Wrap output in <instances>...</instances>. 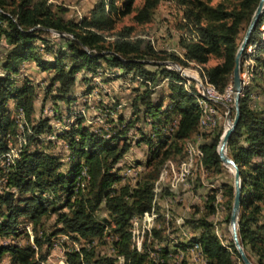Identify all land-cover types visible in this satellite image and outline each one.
<instances>
[{"label": "trees", "instance_id": "trees-1", "mask_svg": "<svg viewBox=\"0 0 264 264\" xmlns=\"http://www.w3.org/2000/svg\"><path fill=\"white\" fill-rule=\"evenodd\" d=\"M158 1L145 0L136 18L147 19ZM179 1L185 5L186 17L198 26L200 34L199 41L183 43L185 58L202 64L211 56L221 58L220 63L204 67V74L209 83L224 93L233 84L240 34L249 25L260 0H219L216 4H211L212 0ZM133 2L125 0L123 9L117 5V0H98L89 15L77 19L66 15L67 7L49 0H0V39L7 45L5 51L0 49V185L4 186L0 189V235L11 242L3 244L0 241V264H4L5 255L10 257L7 264H46L47 254L42 253V248L46 244L50 247L51 236L56 232L68 234L74 244L72 250L71 247L65 250L70 264H100L94 259V248L80 247L76 240L101 239L107 233L114 237V246L123 255L125 264L146 263L147 253H140L132 246L131 222L152 209L162 162L171 152L180 150V140H186L196 130L203 110L198 103L202 95L197 84L188 87L185 81L189 80L181 73L157 62L168 60L186 64V59L175 53L157 51L151 41L133 37V25L117 30L118 20L132 11ZM259 25L242 56L241 68L250 80L244 85L240 98L239 125L227 147L241 170L239 236L249 258L255 264H264V107L258 109L251 104L254 89L264 83V74L257 71L251 77L255 67L252 66L250 72L243 66L244 60L254 57L257 66L264 67L263 15ZM46 29L65 32L72 38L62 35L59 42L52 43L41 35ZM43 51L53 57H44ZM28 61L35 62L43 71H53L47 92L55 88L56 93L47 96L54 103L58 100L70 102L79 75L83 74V80L88 81L84 72L93 73L103 63L111 69L134 72L147 87L151 83L153 88L149 86L150 89L142 91L134 101V118L121 117L124 127L109 133L108 137L93 132L85 125L82 115L70 129L60 132L59 137L67 142L72 159L70 167L64 170L61 155L49 150L52 141L49 146L44 137L53 131L50 118L35 123V84L28 78L21 81L18 76L22 65ZM165 80L169 81L170 113L180 114L173 140L168 148L160 150V146L168 143V138L161 141L162 136L158 134L157 142L144 135L138 144L155 143L159 149L150 160L151 169L136 185L115 187L123 180L119 164L131 148L128 139H124L126 133L141 120V111L146 116L161 114L163 103L155 101L153 95L155 88ZM255 82L258 84L254 85ZM11 101L14 109L9 107ZM18 108L21 109L17 111L16 120L14 112ZM19 124L24 129L20 134ZM29 128L31 132H26ZM221 134L220 129H215L199 146L203 163L217 171L224 168L218 154ZM16 137L19 147L9 149ZM3 153L8 173L2 168ZM225 184L227 208L231 211L234 185ZM102 207L108 211V216L98 215ZM54 213H57V231L42 235L37 232L35 237L34 228L33 234L24 233L22 224H38ZM230 216L231 212L228 219ZM199 220L203 233L195 241L201 242L207 264H237L235 256L242 262L233 240L228 245L223 244L213 233L212 223L206 218ZM23 233L31 243L22 244L17 240ZM166 253L164 251L159 257ZM154 263L161 264L160 261Z\"/></svg>", "mask_w": 264, "mask_h": 264}, {"label": "rangeland", "instance_id": "rangeland-1", "mask_svg": "<svg viewBox=\"0 0 264 264\" xmlns=\"http://www.w3.org/2000/svg\"><path fill=\"white\" fill-rule=\"evenodd\" d=\"M49 1L67 7L68 12L66 15L68 17L80 19L87 14L90 5H95L98 0ZM124 1L117 0V5L123 8ZM218 1L212 0L211 4H216ZM144 2L145 0H134L132 11L121 16L118 20L117 30L125 25H133V37H142L151 41L157 51L175 53L179 57L186 59L183 43L199 41L200 34L198 26L186 17L185 5L180 3L179 0H159L147 19L138 20L136 16ZM106 10L108 11V7ZM262 15L264 16V10ZM260 27L261 24L259 25V32ZM246 29L240 34V43L244 38ZM41 35L52 43L59 42L62 36L52 29H46ZM66 37L71 38V35L67 34ZM38 43L42 45L40 41ZM6 47L5 40L0 39V49L5 51ZM42 49L45 48L42 47ZM43 54L48 59L53 57L48 52ZM221 60V58L211 56L206 64L188 59H186V64L172 63V61L168 60L157 61L158 64L168 69L177 70L185 79L187 78L189 81H185V83L188 87L192 84L196 87L197 82H201L202 89L199 85L197 87L202 97L208 101H204L202 97L198 100L203 110L202 119L200 118L201 122L199 121L198 127L189 138L179 141L180 150L171 152L162 162L161 170L155 182V197L152 209L142 216L134 217L135 219L133 218L131 222L132 246L136 247L140 253H147L148 257L145 264H157L154 261H160L161 264H207L208 259L203 251L201 242L195 241V239H200L203 233V226L200 225L199 219L206 218L212 223L213 233L223 244L228 245L233 240L231 223L230 219H228L232 210L230 211L227 208L228 196L225 183H234V172L224 164V168L221 171L206 166L202 161L203 153L199 147L202 140H205L215 129H220L222 132L221 136L223 135L229 126V115L231 120L235 118L233 84H230L225 92L222 93L209 83L210 80L204 74V67H211L220 63ZM244 61L245 70H250L251 72L252 66L255 67L251 77L257 71H262L264 74V67L257 66L254 57ZM151 63L155 64L156 61ZM39 69L36 64L24 63L21 67V74L18 76L21 81L28 78L35 84L37 91L34 114L35 123L39 119L50 118L53 131L44 135V137L49 146L52 141L49 150L61 155L62 169L64 170L70 167L72 159L67 142L59 137L60 132L70 129L79 115H82L81 118L84 119L85 125L90 126L93 132L102 133L108 137L109 133H116L124 127L121 124V117L134 118V101L142 91H146L150 87L153 88L151 83H148L150 87H147L136 73L127 72L121 68L111 69L103 63L93 73L84 72L89 80L85 81L83 85H79L81 87H77L76 84L70 102L58 100L54 103L51 97L47 96L49 93H56L55 88H53L52 92H47L49 91L48 85L50 84V77L53 71L44 72ZM82 75L80 74V76ZM187 75L193 78L191 79ZM243 75L246 79L242 77L245 85L249 83L250 79L246 72ZM80 78L78 77L79 81L81 80ZM255 84L258 83L255 82ZM263 84L259 83L258 88H255L252 93L251 104L258 109L264 107ZM168 88L169 81L165 80L155 88L153 95L155 101H162L163 103L160 110L161 114H148L146 116L144 111H141L139 114L142 117L141 120L135 123V126L126 133V138L124 139H128L129 143H131V148L119 164L123 180L121 184L118 183L115 187H120L123 184L136 185L142 180L145 173L151 169L150 160L155 155V151L159 149L155 143L151 145L144 141L138 144L137 142L143 139L144 135L152 137L151 139L154 141H157L159 136H162L161 141L168 138V143L164 144L163 147L160 146V150L168 148L171 140H173V134L180 121V114L177 112L170 113L171 110L168 105L170 104L168 96L170 92ZM211 95L215 98L214 101L211 99ZM11 102L14 103L13 101ZM9 107L14 109L15 105ZM20 109L18 108L14 112L16 120L17 111ZM166 110L168 111L162 112ZM213 118L214 124L212 125L210 119ZM18 127V133H23L24 129L20 127V124ZM157 129H160V131H157ZM18 144L20 145L18 137H16V141L10 142L9 149L11 147H19ZM162 158H164V155ZM0 165L2 166L1 163ZM98 215L106 217L108 216V211L102 207ZM56 217L57 213H54L50 217H45L38 224L33 223L32 225L27 222L22 224L21 227L25 230L24 233H29L30 235L33 234L34 228V237L37 232L42 235L57 231L59 228L58 226L56 227ZM24 233L17 240L22 244L31 243V240ZM76 241L80 247H93L95 251L94 259H98L100 264H125L123 255L114 246V237L109 233L101 239L94 237ZM71 245L74 244L69 237L68 240L65 238L55 239V246L63 248L64 252ZM42 251V253L48 254V244L42 248ZM164 251L167 253L160 258L161 256L159 257V255L164 253ZM54 259L58 260L56 257ZM234 259L237 264H245L243 260L240 262V259L236 256ZM9 260L10 257L5 255L3 263L7 264Z\"/></svg>", "mask_w": 264, "mask_h": 264}, {"label": "water", "instance_id": "water-1", "mask_svg": "<svg viewBox=\"0 0 264 264\" xmlns=\"http://www.w3.org/2000/svg\"><path fill=\"white\" fill-rule=\"evenodd\" d=\"M264 10V0H260L258 6L251 18V21L246 29L244 38L240 44V47L237 51L236 58H235V68L233 73V87H234V104H235V118L231 120V116H228V120L231 121L229 128L224 131L223 135L221 136L219 145H218V154L222 163L228 167L231 171L234 172V200L232 205V212L230 217L231 223V231L233 236L234 244L245 264H254L248 257L245 247L240 239L239 236V217L241 212L242 206V178H241V170L239 165L233 159V157L228 152V142L232 134L237 129L240 116H241V106H240V98L244 88V81L242 78V69H241V60L242 56L248 47L250 42V38L259 25V21L262 17ZM7 14V13H6ZM56 31V30H54ZM60 35L66 36L67 33L62 31H56ZM72 38V36H71ZM173 63V62H172Z\"/></svg>", "mask_w": 264, "mask_h": 264}, {"label": "built area", "instance_id": "built-area-1", "mask_svg": "<svg viewBox=\"0 0 264 264\" xmlns=\"http://www.w3.org/2000/svg\"><path fill=\"white\" fill-rule=\"evenodd\" d=\"M241 74H242V77L245 79V77L243 75V70H242ZM197 85H199L200 88H202L201 82H197ZM212 99H213V101L215 100V98H213V96H212ZM210 122L213 125L214 118L210 119ZM2 156H4V153L2 154ZM2 168L4 169L5 173H8L6 167L4 166V164H3ZM0 188L4 189V186L0 185ZM31 224H33V223H31ZM56 238H65V239L68 240V234H66V233H59L58 234L57 233V234H54V235L51 236L50 247H49V251H48V254H47V261L45 263L46 264H70L68 262V252H64L63 248H58V247L55 246V239ZM0 241L2 243H11L8 238L3 237L1 235H0ZM71 250H72V247H71ZM54 257L58 258V260H55Z\"/></svg>", "mask_w": 264, "mask_h": 264}, {"label": "crops", "instance_id": "crops-1", "mask_svg": "<svg viewBox=\"0 0 264 264\" xmlns=\"http://www.w3.org/2000/svg\"><path fill=\"white\" fill-rule=\"evenodd\" d=\"M93 7H94V4H91V5H90V9L88 10L87 14H85V16L90 14V11H91V9H92ZM26 63H28V64H36V63L33 62V61L25 62V64H26ZM36 65H37V64H36ZM39 70H40V69H39ZM44 72H45V71H44ZM79 77H81V78H80L81 80L79 81V79H78L77 87H78L79 85H81V84L83 85V84L85 83V80H83V78H82V77H84V75H82V76L79 75ZM79 87H81V86H79ZM11 105L13 106L14 103L11 102L9 106H11ZM58 142H59V141H58ZM59 143H60V142H59Z\"/></svg>", "mask_w": 264, "mask_h": 264}, {"label": "bare ground", "instance_id": "bare-ground-1", "mask_svg": "<svg viewBox=\"0 0 264 264\" xmlns=\"http://www.w3.org/2000/svg\"><path fill=\"white\" fill-rule=\"evenodd\" d=\"M248 47H249V46H248ZM248 47H247V48H248ZM247 48H246L245 51H247ZM187 76H188V75H187ZM188 77L191 78V79L193 78V77H190V76H188ZM199 87H200V86H199ZM201 89H202V88H201ZM211 99H212V95H211ZM213 124H214V123H213ZM230 124H231V121H229V126H230ZM229 126H228V128H229ZM228 128H227V129H228ZM227 129H226V130H227ZM226 130H225V131H226ZM14 154H15V153H14ZM3 164H4V156H3ZM2 189H3V188H2Z\"/></svg>", "mask_w": 264, "mask_h": 264}]
</instances>
